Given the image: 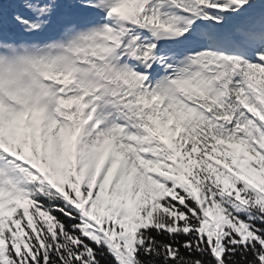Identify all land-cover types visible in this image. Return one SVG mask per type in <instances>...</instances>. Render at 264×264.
<instances>
[{
    "label": "snow or ice",
    "instance_id": "6c2138e0",
    "mask_svg": "<svg viewBox=\"0 0 264 264\" xmlns=\"http://www.w3.org/2000/svg\"><path fill=\"white\" fill-rule=\"evenodd\" d=\"M0 264H264V0H0Z\"/></svg>",
    "mask_w": 264,
    "mask_h": 264
}]
</instances>
